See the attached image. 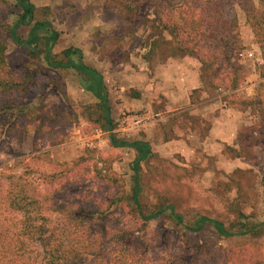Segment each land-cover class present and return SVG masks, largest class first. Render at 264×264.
Masks as SVG:
<instances>
[{
	"label": "rangeland",
	"instance_id": "obj_1",
	"mask_svg": "<svg viewBox=\"0 0 264 264\" xmlns=\"http://www.w3.org/2000/svg\"><path fill=\"white\" fill-rule=\"evenodd\" d=\"M31 1L36 19L50 21L60 33L55 54L79 49L84 62L103 74L113 132L151 145L152 156L142 166L146 211L167 202L188 222L204 216L240 227L241 213L252 222L264 221V47L239 5L221 1L225 21L237 27V39L218 51L208 49V42L206 49L182 55L167 44L152 51L170 37L115 0ZM253 1L260 7V0ZM15 10L14 0H0V37L7 45L6 68L27 92L4 101L46 113L48 124L51 112L58 134H49L35 148L33 129L9 130L0 139V187L11 175L28 171L34 189L44 190L51 201L83 211H117L106 221L110 229L144 230L129 199L135 151L111 146L110 132L98 122V101L74 71L32 60L4 35L3 25L16 21ZM140 15L148 20L150 12L143 7ZM171 20L180 22L177 14ZM21 34L25 37L27 29ZM248 52L259 60L240 57ZM147 230L157 263L264 264V237L221 239L210 227L181 236L171 233L177 229L166 219ZM203 245L208 254L193 253Z\"/></svg>",
	"mask_w": 264,
	"mask_h": 264
},
{
	"label": "trees",
	"instance_id": "obj_2",
	"mask_svg": "<svg viewBox=\"0 0 264 264\" xmlns=\"http://www.w3.org/2000/svg\"><path fill=\"white\" fill-rule=\"evenodd\" d=\"M14 1L16 21L3 25L4 35L27 50L32 60H42L52 70L74 71L84 90L98 101V122L110 132L111 146L135 151V159L130 165L132 186L129 199L134 216L146 228L140 231L132 227L110 229L106 221L117 211L108 214L104 210L83 211L82 207L71 203L57 204L45 196L44 190L34 189L32 176L24 171L20 176L11 175L8 183L0 187V264H164L155 262L149 241L152 238L147 230L150 224L163 219L177 229L171 231L172 234L181 236L198 234L210 227L221 239L264 237V221L252 222L242 213L239 216L243 220L242 225L235 227L204 216L188 222L174 205L167 202H160L154 210L146 211L142 203V166L152 156L151 145L118 138L113 132L115 123L103 74L84 62L79 49L68 48L62 52V57L55 54L60 33L50 21L36 19L37 9L31 0ZM115 1L131 16H141L144 23H150L151 29L170 37L154 44L152 51L167 44L176 54L194 55L198 48L206 49L208 42V49L214 47L218 51L239 35L234 22L225 21L222 0ZM233 1L246 12L247 23L257 43L264 47V0H260V7H256L253 0ZM143 7L150 12L148 20L146 15H140ZM176 14L179 23L171 20ZM165 18L170 23L165 22ZM23 29H27L25 37L21 34ZM6 50L5 40L0 37V139L6 138L9 130L18 132L22 128L27 132L31 128L37 148L49 134H58L51 127L52 113H49L48 124L43 121L42 114L46 113L12 100L4 101L17 92H27L7 70ZM27 80L32 79L29 76ZM90 114L91 117L94 115ZM196 251L200 257L208 254L205 245L195 246L193 253ZM171 261L165 264H188L180 260Z\"/></svg>",
	"mask_w": 264,
	"mask_h": 264
},
{
	"label": "built area",
	"instance_id": "obj_3",
	"mask_svg": "<svg viewBox=\"0 0 264 264\" xmlns=\"http://www.w3.org/2000/svg\"><path fill=\"white\" fill-rule=\"evenodd\" d=\"M240 57L241 58H247L250 60H257L258 59L254 52H248L246 55L244 53H242V54H240Z\"/></svg>",
	"mask_w": 264,
	"mask_h": 264
}]
</instances>
